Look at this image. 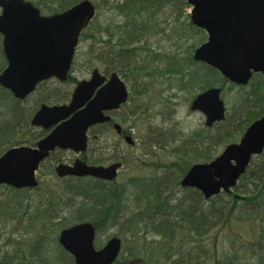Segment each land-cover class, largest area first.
<instances>
[{"label": "trees", "instance_id": "obj_1", "mask_svg": "<svg viewBox=\"0 0 264 264\" xmlns=\"http://www.w3.org/2000/svg\"><path fill=\"white\" fill-rule=\"evenodd\" d=\"M29 1L39 7L42 13L50 15L64 11L80 0ZM167 2L173 3L175 7L178 6L177 2L188 6L185 0L106 2L105 6L115 13V21L99 24L96 30L97 34L108 36V40L103 42L105 46L97 47L102 40L93 31L96 18L83 31L81 38L92 42L89 53L92 52L91 55L97 58L104 72H117L129 83V101L122 108L127 106L132 110L138 105V115L149 113V102L145 104L144 99L151 97L157 84L165 81L175 85L177 90L187 93L189 101L207 88L221 86L225 90L227 84H231L225 94L237 87L233 115L227 114L224 121L212 127L203 124L193 132H185L172 117H163L162 125L157 127V141L154 144L159 151L168 150L174 158L162 166L161 176L132 178L128 186L118 185L116 181L108 184L94 178H66L65 180L73 183L67 184L64 189L54 188L53 191H47L49 200L54 197L57 204H52L51 201V204H44L43 211L38 212H42L46 219L59 223L60 230L85 221L92 222L97 231L105 227L119 226L118 236L123 238L129 233L134 238L135 247L128 251L123 262L120 261L121 254L115 264H124V261L129 264L132 258L145 259L143 264H264V223L261 233L250 248L236 249L234 245L231 251L217 250L214 253L210 243H206L211 237H214L215 243L223 225L234 222L250 224L255 214L261 215L264 221V151L252 159L231 193L222 192L206 199L199 190L182 188L180 185L181 179L194 164L215 159L227 145L238 142L254 120L264 115V74H255L246 86L238 85L231 83L216 68L195 61L192 51L182 58L173 53L151 50L143 42V38L154 28V12L164 7ZM95 5L97 6L96 3ZM98 12L97 6V14ZM190 27L198 34L204 32L191 22ZM203 39L204 35L201 37ZM88 63H91L90 58ZM6 65L7 60L0 45V73ZM71 79L73 77L70 74L68 80ZM73 82L76 80L73 79ZM46 83L47 81L42 82L37 89ZM166 90H161L163 108H169L170 103V97L164 96ZM25 100L15 98L9 90L0 86V156L14 146L34 145L45 135L40 129L38 134L28 137V132L34 128L30 120L40 105L30 110L24 105ZM39 101L42 104L47 99L42 98ZM61 101L64 100L58 99L55 102ZM135 112L136 110L133 111ZM99 131L106 132L99 127L93 128L90 140H97L99 134L95 132ZM168 172L174 184L170 190L166 188L165 180L168 175L165 173ZM48 173L55 174L54 165ZM247 183L254 187L246 190V197L241 198L236 194L237 190L247 189L242 188ZM42 186L41 180L37 188ZM10 190L14 195H19L18 193L34 189L10 187ZM14 198L1 205L3 212L10 218H15L16 204L23 205L21 198ZM25 198L27 203L24 210L20 208L23 221H26L24 218L28 215L26 206L28 209L31 207V198ZM68 211L69 215L64 216ZM51 233L48 231L41 234L36 240L24 242L23 246L18 239L14 242L12 238H8L6 245L13 248L0 255V264H76L73 256L60 245L57 233ZM150 233L159 236V240L149 241L147 236ZM184 238H188L185 249L176 248L177 239ZM141 239L144 241L140 244Z\"/></svg>", "mask_w": 264, "mask_h": 264}, {"label": "water", "instance_id": "obj_2", "mask_svg": "<svg viewBox=\"0 0 264 264\" xmlns=\"http://www.w3.org/2000/svg\"><path fill=\"white\" fill-rule=\"evenodd\" d=\"M187 1L193 8L191 22L208 35L194 51V60L218 69L229 81L240 85H246L254 73H264V0ZM96 12L91 0H81L52 15H43L29 0H0V34L7 60L0 86L24 100L45 80L65 81L80 35ZM105 79L94 69L89 79L78 82L69 103L40 106L31 125L51 132L34 147L15 146L0 156V185L36 187V171L51 152L57 148L77 153L87 150L90 127L110 121L109 112L128 100L127 85L116 72L101 86ZM222 90L220 86L211 87L191 103L192 110L205 115L209 127L226 117ZM114 127L121 130L118 123ZM126 139L133 143L131 136ZM263 151L264 115L249 125L239 142L227 145L215 159L194 164L181 186L198 189L206 199L222 190L230 192L253 156ZM121 166V162L90 165L77 158L72 165L60 163L56 173L59 177L92 176L111 181ZM95 237L94 224L85 221L62 229L59 242L76 264H113L122 249L121 238L113 236L97 249Z\"/></svg>", "mask_w": 264, "mask_h": 264}, {"label": "rangeland", "instance_id": "obj_3", "mask_svg": "<svg viewBox=\"0 0 264 264\" xmlns=\"http://www.w3.org/2000/svg\"><path fill=\"white\" fill-rule=\"evenodd\" d=\"M92 1L97 4L99 11L93 25V31L96 32L100 26L99 24L105 25L110 21H115L113 19L115 13L107 8L105 3H114L119 0ZM177 3L178 6L175 7L173 3L167 2L164 7L154 12L155 16L153 15L152 17L154 28L143 38V42L150 47L151 50L165 52L166 54L173 53L176 54L177 57L185 58L191 51L193 53L196 47L207 40V33L204 31L203 34H198L194 31V29L190 27V11L192 7L185 6V4L180 2ZM96 35L101 37L102 40V42L97 44V47L102 48L105 46L103 42L108 40V36L106 34L99 35L97 32ZM203 35L204 39L201 40ZM1 43L2 41H0V45H2ZM91 44L92 42L85 38H81L80 40L73 67L70 72L71 76L76 81L88 78L93 67H98L102 70L99 61L96 60L97 58L95 59L94 56L91 55L92 52L89 53ZM109 52L111 53V48H109ZM93 53H95V51ZM94 55L96 56V54ZM89 58L91 59V63H88ZM73 79L64 83H60L54 79L47 81L46 84L40 86L24 101V105L30 110L36 109L41 103L39 100L42 98H46L47 101L44 102L48 104L52 102L56 103L55 101L58 99L64 100L59 103L66 102L68 100L66 98L70 97L69 93L73 90L76 83L73 82ZM230 85L231 84H227L225 90H223L222 96L227 104V114L232 116L238 90L236 89L237 87H235L229 90L228 94H225V91H228V86ZM163 88L167 89L164 92V96L168 95L170 97L169 108H163L164 103L161 102L163 94L161 90ZM155 90L156 91L152 92L151 97H146L144 99L145 104L149 102L151 109L149 113L138 115L137 112L140 110V106L138 105H135L132 110L126 106L113 113L115 121L121 123L124 129L128 130L134 137L136 143L133 147L128 146L115 132H95L99 134V138L89 141V146L85 153L79 154L73 150L66 149L57 150L52 154L54 156L41 167L40 171H38L39 178L43 181L42 187L28 192L26 191V194L17 192L19 195H14V192L10 190V186L0 185V255L13 248L11 245H6L8 238H12L14 242L18 239L23 246L24 242L36 240L41 234H46L48 231H51V234H59L60 224L54 222L52 219H46L42 212H38L43 211L44 204H51V201L53 202L52 204H57L56 198L52 197L54 200H49L48 189H52V191L54 188L64 189L67 184L73 183L70 180L59 179L55 174L48 173L53 165L55 167L57 163H59L58 160L65 163H72L77 157H84L89 163L105 164L111 160L120 159L124 161V166L119 172L116 182L118 185L122 186L130 185V180L132 178H147L162 175V166L168 164L174 158L168 150L159 151L154 144V142L157 141V127L162 125L163 117H172V120L174 122L178 121L185 132H193L201 128L203 124L205 126V116L199 111L191 110V100H188V94L184 91L177 90L172 83L165 81L164 83L157 84ZM134 110H136L135 113H133ZM39 131V128H33L28 132V137L35 136ZM149 148H151L152 151ZM165 174H168L165 176L166 188L169 190L173 189L174 184L170 173L168 172ZM250 185L248 183L245 184L242 188L247 189H238L236 194L241 198L246 197V190L249 191L254 187ZM175 192H177V190H175ZM14 196L21 198V204L23 205L16 204L17 213L14 215L15 218H10L3 212L1 205L4 202L7 203L10 199L14 200ZM28 196L31 198L29 202L31 207L28 209L26 206L28 215L24 218L26 221H23L21 218V210H24L27 203L25 197ZM69 213L70 211L64 214V216H68ZM36 215L39 217H36ZM263 223L264 221L261 215L255 214L250 224L245 222H234L231 225H223L220 229V233L217 234L215 243H213L214 237L208 238L206 243H210V248L214 253L217 250L219 252L231 251V247L234 245H236V249L244 247L250 248L261 233ZM118 230L119 226H112L97 231L95 238L97 248L103 247L112 236H118ZM147 237L149 241L159 240V236L153 233L148 234ZM184 237H187V235H184ZM180 238L181 236H179V239ZM121 239L123 242V250L120 261L123 262L128 251L134 249L135 242L133 241L134 238L131 237L129 233L123 238L121 237ZM206 239L207 238H205V240ZM187 240L188 238L181 240L177 239L176 248L182 247V249H185ZM143 241L144 239H141L139 243L141 244ZM13 244L17 246L16 243ZM241 252L242 250L238 251V253ZM130 261L129 264H143L145 259L132 258ZM124 264L128 263L124 261Z\"/></svg>", "mask_w": 264, "mask_h": 264}, {"label": "flooded vegetation", "instance_id": "obj_4", "mask_svg": "<svg viewBox=\"0 0 264 264\" xmlns=\"http://www.w3.org/2000/svg\"><path fill=\"white\" fill-rule=\"evenodd\" d=\"M101 71V73L103 74V75H105L106 76V79H105V81L102 83V85L101 86H103L104 84H106L107 82H108V80H109V77H110V73H106V72H104V71H102V70H100ZM126 81V80H125ZM77 83V82H76ZM126 85H127V87H128V89H129V92H130V85H129V83L126 81ZM75 87V86H74ZM100 87V86H99ZM99 87L96 89V91L99 89ZM74 89V88H73ZM73 91V90H72ZM72 94V93H71ZM71 99V96H70V98H69V100ZM69 100H67V101H69ZM122 107V106H121ZM121 109V108H120ZM120 109H118V110H115V111H119ZM115 111H111L110 113H111V115H112V120L111 121H109V122H107V123H105V124H101V125H98V126H96V127H99V128H101V130H106L107 132H115L117 135H118V137L122 140V141H124L128 146H130V147H133L134 145H135V141H134V137L130 134V132L128 131V130H125L124 129V127H123V125H122V128H121V130L120 131H117L115 128H114V124L116 123V121H115V119H114V117H113V113L115 112ZM96 127H94V128H96ZM93 130V129H92ZM92 130L90 131V134L92 133ZM132 136V139H133V143H130L129 141L130 140H127L126 139V137L127 136ZM96 139H98V138H96ZM55 152H52L51 154H50V156L41 164V166H40V168H39V170L38 171H40V169H41V167L42 166H44L49 160H50V158H51V155L52 154H54ZM83 159L84 160H86V158H84L83 157ZM120 159H116V160H111L110 162H106L104 165H109V164H111V162H113V161H119ZM87 161V160H86ZM120 161H122V160H120ZM73 163V162H72ZM72 163H70V164H72ZM122 163H123V165H124V161H122ZM38 171H37V177H38V179H39V181H40V178H39V175H38ZM65 178H73V177H71V176H68V177H64L63 179H65ZM104 182H106V183H108V184H111V183H113V181H106V180H103ZM40 185V184H39Z\"/></svg>", "mask_w": 264, "mask_h": 264}]
</instances>
